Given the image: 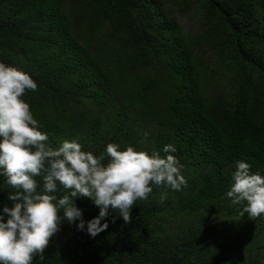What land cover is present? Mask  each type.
<instances>
[{"label":"trees","instance_id":"obj_1","mask_svg":"<svg viewBox=\"0 0 264 264\" xmlns=\"http://www.w3.org/2000/svg\"><path fill=\"white\" fill-rule=\"evenodd\" d=\"M0 60L37 82L25 99L51 147L172 144L187 180L154 185L128 224L109 208L95 237L100 209L74 198L85 229L63 222L32 264L260 263L264 215L226 192L238 161L264 175V0H0ZM10 191L0 176V208Z\"/></svg>","mask_w":264,"mask_h":264},{"label":"clouds","instance_id":"obj_2","mask_svg":"<svg viewBox=\"0 0 264 264\" xmlns=\"http://www.w3.org/2000/svg\"><path fill=\"white\" fill-rule=\"evenodd\" d=\"M37 90L29 73L0 60V176L13 189L7 197L10 203L0 208V264L43 259L65 221L84 230L83 211L74 203L78 196L100 209L87 221V233L95 237L108 228L109 208L128 224L131 209L138 200L148 199L154 185L172 190L187 185L184 165L172 154L176 152L172 144L164 146V154L131 144L122 149L110 142L97 155L83 150L75 139L51 147L25 99ZM61 187L67 193L58 195ZM167 196L161 192V201ZM226 196L233 204L244 205L241 216L264 215V175L238 161Z\"/></svg>","mask_w":264,"mask_h":264},{"label":"rangeland","instance_id":"obj_3","mask_svg":"<svg viewBox=\"0 0 264 264\" xmlns=\"http://www.w3.org/2000/svg\"><path fill=\"white\" fill-rule=\"evenodd\" d=\"M251 235H252L251 232H248V234L244 235V237L241 240V243H244L247 249L250 246L255 245V242L257 243V241H259V239H254V241H253ZM238 252H240V254H245L247 252V250L245 251L243 249H239ZM261 254H263V256H261L259 264H264V251L261 252ZM229 259L232 261V264H239L240 261L242 260V257H240L238 254H236L234 251L229 250V251H227V254H226V261Z\"/></svg>","mask_w":264,"mask_h":264}]
</instances>
